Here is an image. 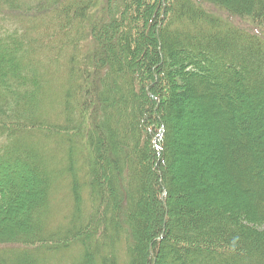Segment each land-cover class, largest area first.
<instances>
[{"label": "trees", "instance_id": "1", "mask_svg": "<svg viewBox=\"0 0 264 264\" xmlns=\"http://www.w3.org/2000/svg\"><path fill=\"white\" fill-rule=\"evenodd\" d=\"M0 11V264H264V0Z\"/></svg>", "mask_w": 264, "mask_h": 264}, {"label": "rangeland", "instance_id": "2", "mask_svg": "<svg viewBox=\"0 0 264 264\" xmlns=\"http://www.w3.org/2000/svg\"><path fill=\"white\" fill-rule=\"evenodd\" d=\"M196 2L200 3V0H195ZM202 6H204L205 9H207L209 12L213 13L214 15L217 16H221L223 19H228L229 22H231L234 26L240 27V28H244V29H248L252 31L253 29H256V25L254 23H252L250 20H246V19H242V18H235V17H231L230 15L226 14L224 11H222V9H220L219 7H216L214 5L211 4H207L204 2H201ZM3 11H0V13ZM0 26L2 28L7 27V29L9 28H22L21 25V21H20V17L17 14H12L9 13V15L7 13H2L1 14V19H0ZM259 33L258 35L261 36L264 39V28L262 27H258ZM59 80H57L54 84L58 85ZM61 184L58 182L57 184V192L55 193V198H54V210H56L55 214H53L51 221H53L52 223H57V222H61L63 215H65L67 213L66 210H68V207L71 204L70 199L67 196V192L65 189H60Z\"/></svg>", "mask_w": 264, "mask_h": 264}]
</instances>
